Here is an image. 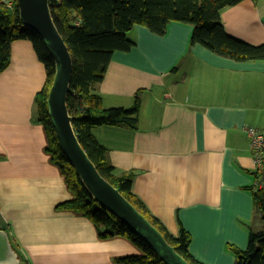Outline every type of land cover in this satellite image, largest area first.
<instances>
[{
    "label": "crops",
    "instance_id": "1",
    "mask_svg": "<svg viewBox=\"0 0 264 264\" xmlns=\"http://www.w3.org/2000/svg\"><path fill=\"white\" fill-rule=\"evenodd\" d=\"M227 32L264 44V0L225 7ZM194 26L172 21L165 34L137 24L136 45L116 51L96 92L103 105L130 107L141 92L138 128L100 125L97 140L133 192L205 264H235L229 245L245 248L255 210L253 152L245 127L264 128V59L239 60L191 44ZM46 68L33 43L17 39L0 72V228L29 264H118L137 254L129 239H103L81 213L58 208L73 197L47 150L37 94Z\"/></svg>",
    "mask_w": 264,
    "mask_h": 264
},
{
    "label": "trees",
    "instance_id": "2",
    "mask_svg": "<svg viewBox=\"0 0 264 264\" xmlns=\"http://www.w3.org/2000/svg\"><path fill=\"white\" fill-rule=\"evenodd\" d=\"M242 0H51L55 23L63 35L73 57L74 70L67 104L73 115L76 134L97 165L101 174L121 192L165 235L192 264L198 261L190 252L191 234L182 226L175 236L154 216L145 203L133 192V173L118 174L108 156V149L93 134L100 125H118L138 128L141 92H137L130 107L103 105L96 92L103 80L111 58L116 51H130L136 42L129 32L141 24L152 32L163 35L172 21L194 26L191 44H201L211 51L239 60L264 59V44L253 45L230 35L222 19L225 7ZM17 39L33 43L39 59L46 68V80L36 96L38 121L45 127L48 146L53 160L59 165L73 197L58 208L73 210L89 218L103 239L122 236L136 245L140 252L118 257V264H166L154 249L125 223L103 207L90 193L80 175L64 154L48 111V95L52 87L56 64L42 36L26 26L20 18L18 0H0V72L11 62V46ZM255 181L258 173L253 171ZM255 210L260 214L262 227H249V240L245 248L229 245L235 254V264H264V186L251 189ZM22 263L29 264L11 237Z\"/></svg>",
    "mask_w": 264,
    "mask_h": 264
},
{
    "label": "water",
    "instance_id": "3",
    "mask_svg": "<svg viewBox=\"0 0 264 264\" xmlns=\"http://www.w3.org/2000/svg\"><path fill=\"white\" fill-rule=\"evenodd\" d=\"M22 22L37 31L55 59L56 72L48 95V111L61 148L92 196L150 245L166 264H192L161 230L99 171L73 126L67 99L74 70L71 51L59 31L51 0H18ZM10 233L0 228V264H21Z\"/></svg>",
    "mask_w": 264,
    "mask_h": 264
},
{
    "label": "built area",
    "instance_id": "4",
    "mask_svg": "<svg viewBox=\"0 0 264 264\" xmlns=\"http://www.w3.org/2000/svg\"><path fill=\"white\" fill-rule=\"evenodd\" d=\"M245 131L249 136L250 147L253 152L255 170L258 178L255 181V189L264 186V128L247 126Z\"/></svg>",
    "mask_w": 264,
    "mask_h": 264
}]
</instances>
